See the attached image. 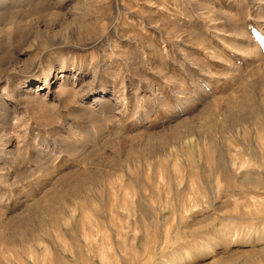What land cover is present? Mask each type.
Returning <instances> with one entry per match:
<instances>
[{"label": "rangeland", "instance_id": "rangeland-1", "mask_svg": "<svg viewBox=\"0 0 264 264\" xmlns=\"http://www.w3.org/2000/svg\"><path fill=\"white\" fill-rule=\"evenodd\" d=\"M0 264H264V0H0Z\"/></svg>", "mask_w": 264, "mask_h": 264}]
</instances>
